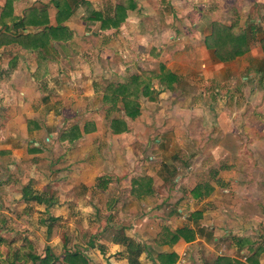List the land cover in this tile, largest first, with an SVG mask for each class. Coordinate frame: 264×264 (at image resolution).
Wrapping results in <instances>:
<instances>
[{
	"label": "crops",
	"instance_id": "1",
	"mask_svg": "<svg viewBox=\"0 0 264 264\" xmlns=\"http://www.w3.org/2000/svg\"><path fill=\"white\" fill-rule=\"evenodd\" d=\"M66 1L71 7L68 18L58 17L56 0H13L11 20L0 24V31L10 36L37 35L43 28L40 25H12V18H23L35 9L46 11L49 25H62L67 34L66 40L50 39L36 49L16 43L0 45V226L20 217L27 219L13 213L19 209L43 212L48 208L56 221L69 218L70 223H77L84 216L91 224L123 230L124 235L112 236L108 252L96 251L101 260L106 259L104 264H128L125 243L130 240L125 237L142 248L140 264H160L159 257L170 253L177 255L174 264H190L191 256L199 250L209 253L210 243L219 240L213 223L217 215L211 209L230 193L221 187L220 162H241L238 145L252 141L250 130L241 135L239 116L246 114L245 127L251 129L255 122L264 131V81L257 87L250 84V80L257 82L254 76L264 75L260 44L264 0ZM129 1L133 8L117 29L101 30L100 23L89 18L86 3L109 17L116 5ZM0 2L1 15L6 0ZM215 22L232 27L235 33L250 30L249 51L221 62L212 32ZM158 54L159 65L174 73L178 82L195 84L212 77L220 85H229L216 90L229 96V105L218 99L214 115L206 108L204 90L176 88L178 83L162 89L155 78L157 99L140 95L139 114L134 118L125 116L120 103L114 106L103 101L108 83H125L135 71L140 75L138 66ZM158 72L159 67L154 70ZM252 95L262 106L244 112L247 105L237 103ZM145 108L149 115L143 112ZM120 117L127 130L113 134L109 122ZM213 125L216 134H202ZM152 129L156 130L153 134ZM176 154L182 167L171 163ZM186 160L196 162L189 166ZM216 168L215 178L199 181ZM240 174L245 175V170ZM163 183L170 186L165 189ZM135 185H141L140 194L132 195ZM197 185L205 189L194 195ZM29 187L34 202L25 197ZM165 229L180 236L173 244L166 236L159 245L156 240ZM222 232L226 236L230 230ZM231 245L237 247V242ZM261 249L259 264L264 263ZM115 255L119 262H114Z\"/></svg>",
	"mask_w": 264,
	"mask_h": 264
},
{
	"label": "rangeland",
	"instance_id": "2",
	"mask_svg": "<svg viewBox=\"0 0 264 264\" xmlns=\"http://www.w3.org/2000/svg\"><path fill=\"white\" fill-rule=\"evenodd\" d=\"M167 54L168 52L165 53L163 57ZM159 57L160 54H158V56H153V59L150 60L149 57H146L147 59L144 60L142 66H138L139 72L144 76H152L154 70H158ZM135 73H137V71H135ZM254 78H257V82L255 83L250 80L252 87H257L261 85L260 82L264 81V75L258 77L254 76ZM187 86H193L196 89L199 87L205 91L206 108H210V110L214 112V115H216V104L219 105L217 102L218 99L225 101L224 106L229 105V96H221V94L219 95V91H216L222 87L226 88L229 85H220L219 82H216L212 77H206L204 82L196 81L195 84H184L180 80L176 88H186ZM214 93L218 95H213ZM211 102L214 103L212 104ZM239 102L237 103L239 107L247 105L244 112L249 109V107L255 108L256 106H262V104H257L255 95H252L242 103ZM208 105L211 106L208 107ZM143 112L145 115H149L146 108ZM207 115L212 116V114L208 112ZM244 115L246 114L244 113L239 116L241 119H239L241 121L239 124V131L242 135L245 131L250 130L248 133L252 135V141L250 144L242 143L238 145L239 150H242L243 160L236 164L234 163L235 160L228 159H224L220 162L222 166L219 167V171L221 170L220 172L223 173V176L220 177L223 183L221 187L225 186V189L229 190L230 193L226 194V196L223 195L218 202H214V206L217 208L211 209L212 212H215L217 215L213 223L217 229L214 234H217L216 237L219 240L210 243L212 248L209 253H206V250H199L198 254L195 253L194 256H191V259H189L190 264H211L216 257L224 255L246 262L248 256L246 245L249 247L254 245L249 253L254 252L258 247L262 246L264 248V131L262 132V126L259 123L255 124V122H253L251 129L245 127L243 122L246 120V116L243 117ZM148 119L151 120V117H148ZM256 119L258 118L255 117V121H257ZM144 121H146V117ZM207 127L209 126L207 125ZM152 130L151 134L156 131L154 129ZM173 130L176 129L173 128ZM217 130L218 129L213 125L208 129L202 130V134L206 135L208 133L209 135H214L217 133ZM177 131H180V134H186L184 129H177ZM259 132L262 133L260 136L258 135ZM142 134L144 133L142 132ZM156 134L159 133L157 132ZM144 135H148V131L145 132ZM174 152L175 151H173V155ZM179 154H176L175 158L171 161L175 167H182ZM244 155H247L251 159H245ZM185 162H189V166H193L196 161L186 160ZM214 163L215 161H213V164ZM244 170L246 174L241 175L240 173H244ZM214 171H218V169L211 170L210 173L206 175V178L200 179L199 181L215 178L216 175L214 176ZM162 186L166 189L170 184L163 183ZM220 188L218 187V190ZM48 195H50L51 199H55V196L50 193ZM33 196V189L29 187L25 197L29 198L31 202H34L32 199ZM217 196L221 197L219 191H217ZM251 196L252 198H250ZM44 197H46V195H44ZM49 210L50 209L45 208L43 212H41L36 208L19 209L13 213L27 216V219H25L26 221L24 217H20L17 219V222L5 223L0 226V228H2V230H0V264H21L22 260L17 259V251H20L21 255L24 254L23 256L26 259L24 264H37L36 261L30 259V255L43 257L46 253V249H49L53 256V261L57 264L63 263L62 257L66 252L74 251H80L92 262V264H104L106 259L102 257L103 260H101L99 257L101 254L98 255L96 251L99 250L102 254L108 252L107 247L110 243L113 244L114 241V237L112 238V236L115 235V237H117L116 235H121V232L122 235H124L123 230L115 231L113 229L111 231L110 228L106 227V224L99 223L97 225V222L96 224H91L90 221H87V217L85 218L84 216H79V222L77 223H70L69 218H60L59 221H56L54 220L55 218H51ZM41 216H45L47 221L41 220ZM21 221H25L26 223H22ZM222 231H227L229 233L225 236ZM125 238L130 241L132 240L127 237ZM234 242H237V247L231 245ZM119 258L120 257L115 255L114 262H119Z\"/></svg>",
	"mask_w": 264,
	"mask_h": 264
},
{
	"label": "trees",
	"instance_id": "3",
	"mask_svg": "<svg viewBox=\"0 0 264 264\" xmlns=\"http://www.w3.org/2000/svg\"><path fill=\"white\" fill-rule=\"evenodd\" d=\"M12 1L6 0L3 11L0 15V24L3 23L7 18L11 20ZM56 7L58 8V17L61 15L66 18L71 14V7L66 0H56ZM87 10L90 13L89 18L100 23L101 30L117 29L125 21L128 9L133 8V4L129 1L128 5L118 4L114 7L112 16L104 17L100 12L95 11L92 7L86 3ZM44 16V18H43ZM46 11L38 12L35 9L28 10L23 18L15 19L12 18L13 28H25L28 25L42 26V31L37 34H26L19 33L13 36L7 35L0 31V45L6 43H16L25 49H36L39 48L43 43L48 42L50 39L54 41H63L67 39L66 28L62 25L50 26ZM87 17V20L89 19ZM60 19V18H59ZM4 24V23H3ZM5 27V26H4ZM6 28V27H5ZM212 32L217 36V51L218 59L221 62H227L241 56L249 51L250 43V30H242L237 33L234 32L232 27L225 26L221 23L212 24ZM261 48L264 54V37L260 39ZM157 79L158 85L162 89H172L176 83H178L177 76L171 71L167 70L166 67L161 63L159 65V72L152 76H144L142 74L132 75L129 80L125 83H108L105 87L103 101L111 102L114 106L119 103L122 106V110L128 118H134L139 114V103L138 98L140 95L148 98L149 100L157 99L159 90L153 89V79ZM110 131L113 134H121L127 130V124L122 117L113 118L109 122ZM141 185L133 186L131 190L132 195L140 194ZM204 185H197L192 193L196 195L200 189H205ZM208 189V188H207ZM209 190V189H208ZM167 238V242L174 243L180 235L176 234L175 231L165 229L163 233L159 235L156 243L159 245L164 244V238ZM238 242V241H237ZM12 244V243H11ZM10 244V245H11ZM128 250V264H140L139 257L142 253V248L135 245L132 241L126 244ZM248 256L246 262L239 261L229 256H218L211 264H259V259L262 254L261 247L255 249L254 252H250L252 245L248 247ZM17 259L22 260L21 264H24L26 259L21 255L20 251L16 253ZM177 255L174 253L163 254L159 257L160 264H174ZM30 259L37 262V264H57L53 261L49 249H46V253L43 257L30 255ZM62 264H92L89 259L82 254L80 251L66 252L62 257Z\"/></svg>",
	"mask_w": 264,
	"mask_h": 264
}]
</instances>
